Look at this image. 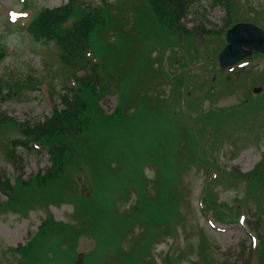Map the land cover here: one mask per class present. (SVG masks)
Returning <instances> with one entry per match:
<instances>
[{"label":"rangeland","instance_id":"obj_1","mask_svg":"<svg viewBox=\"0 0 264 264\" xmlns=\"http://www.w3.org/2000/svg\"><path fill=\"white\" fill-rule=\"evenodd\" d=\"M30 1L39 8L41 6L55 7L66 0ZM106 1L112 2L113 11L119 17L118 24L130 29L129 36L135 35L138 43L145 44L137 49L145 50L146 57L150 58L140 57L133 52L127 55L126 47L135 48V45L127 40L124 30L119 31V34L124 36L117 39L115 45L109 44V47L112 46L113 53L107 63H102L103 67L99 70L101 78L106 79L110 84L108 91L100 97L101 105L106 113L112 112L116 108L119 82L128 83L137 75L140 78L139 83L134 84L132 81L134 88L124 90L132 93V96L137 94L138 97L146 100L148 115L134 120L128 119L129 126L126 131L118 128L121 125H115L114 130L110 132L113 139L108 147L117 150L122 175L118 174L112 185L113 180L110 179L107 169L111 171L110 167L116 164V160L107 163L106 167L103 166L105 176L101 191L98 190V182L95 181V189L87 194L88 199L97 201L98 205L115 204L121 207V214H123L134 198L131 192L135 189L130 186L129 180L143 176L144 190L155 196L157 192H163L167 188L165 195L169 194L177 207L174 212L175 223L180 226L184 235L183 245L177 254L179 264H247L248 255L244 254L243 249L252 244L249 222L259 231L260 238L256 232L258 235H256L258 237L256 242L258 239V246L263 256L264 186L257 178L254 184L251 181L253 176L248 175L264 168V91L254 93L251 90L255 86L263 87V54L251 53L250 56L245 57L251 59L240 65L247 67L250 71L247 70L248 72L238 75L235 83H232L231 91H217L213 96L210 90L212 84L216 88L230 90L229 83H226L220 75L217 61L219 51L226 44L223 30V25H227L226 12L222 4L213 5L210 0H194L189 3L192 5L186 6L187 12H199L196 17L203 19L202 24L211 32L207 30L201 32L198 26L192 25L195 20L193 22L191 20L195 18L187 14L183 17L186 24L183 23L185 28L193 32L185 33L171 30L159 18L158 12L151 7L149 9L148 0ZM231 1L235 6V16L239 18L236 20L252 22L264 30V0ZM101 2L103 0H77L78 5L82 7L87 4L98 5ZM20 6L19 0H0V49L2 47L5 49L4 57L0 60V75L7 68L11 72L21 71L22 80H25L29 77L28 68L32 71L31 78L34 76V70L41 68L40 56L45 58L46 55L40 47H47V43L33 41L27 35L28 32L22 33L14 28H4V19L8 18L7 10L18 9ZM145 6L149 10L146 24L138 19V12L141 14L140 18L148 12ZM234 22L229 24L232 25ZM108 32H110L108 29L104 32L102 40L108 39ZM49 54L50 52L47 55ZM56 57L57 53L50 56V59L53 61ZM57 62L61 65L58 57ZM238 67H240L239 63ZM124 70H126L124 75H127V78H121ZM81 72L76 73L79 75ZM213 76L219 81L214 82ZM50 79H53L50 84H56V89H59L58 75L50 74ZM220 79L225 83L220 84ZM157 92L162 94L161 98L157 99L155 96ZM47 94L45 89L38 92L33 84H26L19 95L15 97L13 95L3 103L0 102V111H5L18 120L42 119L51 112ZM249 99L258 104L256 106L258 113L254 116H248L244 110L247 108L244 103H248ZM55 102L59 103L58 100ZM129 105L125 104L124 114H127V110L132 112V106L130 109L127 108ZM227 106L238 107L239 114L245 113V115L239 118L228 114L222 119L221 115L228 111L223 108ZM161 107L171 109L172 119L156 112L149 113ZM242 110L244 113L241 112ZM163 111L169 115L168 111ZM209 117H216L218 124L209 122ZM184 125L191 129V135L186 141H184L186 131L179 129ZM208 128L212 137L209 141L207 140L205 150H202L201 140ZM4 133L6 140L20 136V132L14 130L11 125L7 126ZM218 133L224 136L221 138H224L222 144L217 142ZM5 151L4 146L0 144V172L9 176L11 168ZM198 154L199 159H197ZM159 160L164 165H159ZM212 161L216 163L210 165ZM80 163L86 162L80 160ZM209 165L213 173L217 175L216 178L211 176ZM161 166L167 170L166 174L163 173ZM47 167H49V161L45 153L29 154L19 171L20 176L27 179L31 174ZM158 168L161 170L159 178H157ZM153 169H157L155 174ZM82 172L83 168H79L76 174L71 176L76 180L81 176L86 181ZM256 174L258 172H255V177ZM122 176L124 177L121 181L118 178ZM210 177L215 178V181H211ZM131 184L138 186L133 181ZM66 187L70 189L69 180L66 182ZM206 189H212L213 194L205 192L204 203L202 198ZM5 198L4 193L1 192L0 199ZM237 201L247 204L250 208V212L245 207L241 208L240 214L244 215L243 221L239 219L235 221ZM22 204L26 209L18 204L11 210L0 209V264H18L16 261L18 258L21 259V256L12 250L28 243L37 226L44 222L46 213L52 217L57 226V232L48 240L50 244L65 253L62 256L56 252L52 257L49 250L36 248L35 255L39 254L38 257L44 264H74L78 253L84 254L79 264H92L93 258V264H99L100 257L96 258L88 253L95 251L98 243H104V236H98L97 240L93 241L84 235L78 236L77 230L72 234L64 235L65 227L71 229L69 222H71L73 203L59 204L56 201L44 204L42 200H22ZM143 205V201L140 204L137 202L138 207ZM116 218V214L112 211L108 220L116 222ZM137 221L143 223L141 229H139L140 222ZM167 225L168 223L160 225L156 221H149L142 217L135 219L131 217L125 222L124 230L119 229L114 233L113 240L120 247L128 246V252H132L135 264H161L160 256H166L170 245L173 244L172 238L167 237L166 233H160L158 236L160 229L166 230ZM144 227L149 232L148 240L143 238ZM132 234H134L133 237ZM136 237H139L140 242L133 243ZM73 238L75 242L71 243ZM61 240L66 245H70L71 249ZM67 251L69 255H66ZM115 257L116 253H112L110 256H105L104 260L114 262ZM125 260H127L126 257L120 258V261Z\"/></svg>","mask_w":264,"mask_h":264},{"label":"trees","instance_id":"obj_2","mask_svg":"<svg viewBox=\"0 0 264 264\" xmlns=\"http://www.w3.org/2000/svg\"><path fill=\"white\" fill-rule=\"evenodd\" d=\"M193 1L194 0H148V3L149 9L151 7L152 10L158 12L160 14L159 18L162 19L171 30L185 33L193 32L185 28L186 22L183 18L187 14H190L191 17L195 18L191 20L192 22L195 20L192 24L193 26H198L201 32L205 30L211 32L210 29H206L204 27L205 25L202 24L203 19L196 17L199 12H187L186 6L188 5L191 7L192 4L189 3ZM213 3H220L225 8V21L227 25L224 24L223 27H228L231 25L229 23L238 21L236 19L239 18L235 16V6L231 0H213ZM100 8L99 6L93 7L91 11H89L80 8L77 4V0H68L67 3L62 6L40 10L28 27V34L33 41H53L58 48V59L61 63L58 70L61 75L66 77L63 83L64 92L61 93V91H56L63 107L57 108L53 106L51 115L45 117L43 121H26L19 124L22 137L18 138L16 141L23 146L26 152L31 150L29 146L30 141L47 147L51 166L44 172H38L31 176L28 180H23L20 176L21 174H17V176L14 177L15 183L13 184L10 183V179L6 177L4 173L0 172V192L6 195L4 201L0 199V209H13L16 204L26 209L22 204V200L38 201L43 199L46 203H55L56 201L64 199L74 200L78 203V208L76 209L78 212L76 214L77 220L74 218L73 221L69 222L71 229L65 227L64 235L72 234L77 230L78 236L91 234L95 240H97L98 236H104V243H98V248L88 253L89 255H94L96 258L100 257L99 264H135L132 252H128V249H124L123 246L120 247L114 242L113 235L119 229L124 230L125 222L131 217L132 219L142 217L149 221H156L160 225H166L168 223L167 226L170 225V228L167 227L166 230L161 228L158 236L163 232H169L168 234L173 233L171 229L174 227V222H169V220H175L174 212L177 207L174 205L172 197L169 194L165 195L167 188L164 189L163 192H157L154 196L144 190L145 181L143 176L129 180L130 186L132 185L131 181L138 185L136 187L139 194L135 205L133 207L129 206L128 209L121 214V208H119V206L115 204L98 205L97 201L88 199V195L84 193V189L77 191V183L71 186L72 179L70 176L74 174L73 167L75 164L80 163V160H84L86 163L81 165L87 168L89 180L91 181L90 183L93 185L91 190L93 191L95 189L96 181L99 186L98 190L101 191L103 177L105 176L103 166L106 167L107 163L115 159L116 164L110 167L111 171L107 169L110 179L113 180L111 181L113 185L117 175L122 174L120 173V159L119 155L116 153L117 150L115 151L108 147L113 139L110 132L114 130L116 124L121 125L118 127L119 129L126 131L129 126L127 123L128 119L134 120L143 115H148V113H146L148 106L146 100H144L143 97H138L137 94L132 96V93L124 90L125 88L133 89V82L134 84L139 83L140 78H138L137 75L129 80L128 83L119 82L117 86L118 106L113 112L106 114L104 109L100 106V97L108 91L110 84L106 79L101 78L99 70L103 67L102 63H107L113 53L111 49L112 46L109 47V44L115 45L117 39H121L124 36L123 34H119V31L124 30L127 40H130V43L135 45V48H131L130 46L126 47L127 55L133 52L140 57L146 59L150 58L146 57L145 50L137 49L145 46V44L138 43V40L135 39V35L129 36L131 33L130 29H126L118 24L119 17L110 10V7L105 5ZM145 9L148 12L144 13L146 15L144 17L142 16L143 18L139 17L141 14L138 12V19L144 24H146L145 20L149 16L148 7L145 6ZM182 18L184 20H182ZM107 29L110 30V32L107 33L108 39L102 40V38H104L103 34ZM111 33L114 34V37H112ZM253 54L259 53L253 52ZM1 55L0 53V56ZM94 58H97L98 61L93 62ZM247 70L248 68L244 67L235 68L232 72L220 73L224 81L229 83L230 90L216 88L214 84H212L210 87V90L213 92L212 95H216L217 91H231L232 83H235L238 75L250 71ZM27 71H31V69L28 68ZM77 71L82 72L77 75ZM125 73L126 70L122 72L121 78H127V75H124ZM3 75H9L14 80L13 83L5 81L3 85ZM67 76L73 78L74 86L68 84ZM19 78H22L21 71L11 72L5 68V72L0 76V95L3 87H7L8 92L13 94L12 92H14V90L11 89L23 86L25 82L19 81ZM27 78H25L26 81L33 83L32 80ZM216 81H219V79L216 78L214 82ZM224 81L220 79V84L225 83ZM9 93L7 97L10 96ZM161 95L160 92H157L155 96L158 99V97L161 98ZM125 104H130L127 108L133 107L132 112L124 114L123 110ZM244 104L247 106L244 110L247 112L246 114L248 116H254L258 113L256 107L258 104L256 102L253 103L252 99H249V102ZM223 109L228 111L221 115L222 119L228 114L231 116H238L239 118L245 115L244 110L241 111L244 114H239V108L235 106H227ZM153 110L154 112L149 113L153 114L156 112L163 116H169L172 119L171 109L161 107ZM163 110L168 111L169 115ZM10 120V117L0 113V127L6 126ZM208 120L209 122L218 124L216 123V117H209ZM179 129L186 131V138L184 139V141H186L188 136L191 135V129L187 125L181 126ZM219 136L220 133H218L216 138L218 139ZM7 148L9 149L7 150V155L18 172V170H21L23 167V162L26 160L27 155L22 152V149L17 150L16 143H14L13 147ZM159 149L163 152L161 148ZM104 156H106V158H104ZM197 159H199V154ZM158 163L159 165H164L161 160H159ZM161 168L163 173L166 174L167 170L163 166H161ZM255 172H258L256 177ZM160 175L161 170L158 168L157 178H159ZM248 175L253 176L251 181L254 184L257 178L260 184L264 186V168L255 170ZM123 177L124 176L118 179L122 181ZM68 180L71 186L70 189L68 188L69 190L62 191L61 196L57 198L59 196L58 190L65 189ZM17 200H20V202H17ZM141 201L144 202V205L138 207L137 202L140 204ZM112 211L116 214V222H109L108 220ZM137 222H140L139 226L143 224L141 221ZM142 227L143 226H141V228ZM252 229L259 235V231L256 228L252 227ZM56 232L57 226H55V221L51 216H48L47 219L41 223L38 231L27 244L22 245V247L18 246L13 250L19 252L21 256V260L17 259L16 262L18 264H44L42 260L39 259V254L35 255L36 248L49 250L52 253V257H54L56 252L63 256L65 252L50 244L48 240L51 235ZM142 234L144 240L149 239V232L145 227ZM131 236L133 237L134 234ZM44 242L46 243L43 245ZM74 242L75 238L71 240V243ZM138 242H140V239L136 237L133 243ZM62 243L70 248V245H66L63 241ZM255 252L257 255L256 264H264V253L262 256L259 246L253 250V254H255ZM112 253H116L114 262L104 260L105 256H110ZM66 255H69L68 251ZM121 257H126L127 260L120 261ZM170 257L176 260L172 256ZM171 259L168 258V263L176 264ZM248 259H250V257L247 258V260ZM93 260H91L92 264ZM35 261L37 263H33Z\"/></svg>","mask_w":264,"mask_h":264},{"label":"water","instance_id":"obj_3","mask_svg":"<svg viewBox=\"0 0 264 264\" xmlns=\"http://www.w3.org/2000/svg\"><path fill=\"white\" fill-rule=\"evenodd\" d=\"M228 43L218 54V63L221 68L232 65L240 58L249 55L252 51L264 53V30L253 23L240 22L233 25L226 32ZM262 87H254L253 92H259ZM82 255H79V259Z\"/></svg>","mask_w":264,"mask_h":264}]
</instances>
